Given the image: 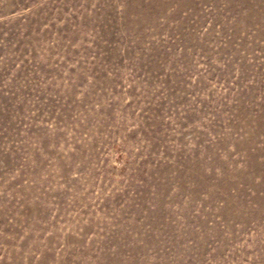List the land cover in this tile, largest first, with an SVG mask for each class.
Returning <instances> with one entry per match:
<instances>
[{
	"label": "rangeland",
	"instance_id": "rangeland-1",
	"mask_svg": "<svg viewBox=\"0 0 264 264\" xmlns=\"http://www.w3.org/2000/svg\"><path fill=\"white\" fill-rule=\"evenodd\" d=\"M0 264H264V0H0Z\"/></svg>",
	"mask_w": 264,
	"mask_h": 264
}]
</instances>
